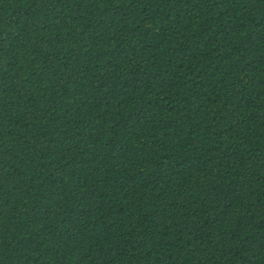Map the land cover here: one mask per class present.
<instances>
[{
    "label": "trees",
    "instance_id": "trees-1",
    "mask_svg": "<svg viewBox=\"0 0 264 264\" xmlns=\"http://www.w3.org/2000/svg\"><path fill=\"white\" fill-rule=\"evenodd\" d=\"M0 264H264V0H0Z\"/></svg>",
    "mask_w": 264,
    "mask_h": 264
}]
</instances>
